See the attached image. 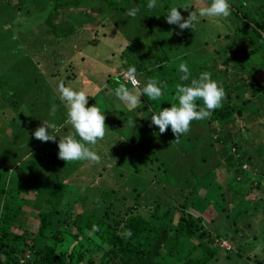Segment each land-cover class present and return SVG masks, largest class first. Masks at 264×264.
<instances>
[{
    "label": "rangeland",
    "instance_id": "rangeland-1",
    "mask_svg": "<svg viewBox=\"0 0 264 264\" xmlns=\"http://www.w3.org/2000/svg\"><path fill=\"white\" fill-rule=\"evenodd\" d=\"M17 2L18 0H0V109L3 108L2 110L6 111L5 117L0 120V150L2 148L8 150L9 164L15 162L16 166L20 163L10 171H13V175L23 178L22 183L28 192L26 197L34 196L33 191L38 188V180L42 178L69 184L75 192L73 196L75 214L83 209L90 211L95 207L102 208V205L98 206V202H108L114 195L119 198L114 199L112 215H122L124 209L133 204H140L138 210L147 215L149 208L156 202L162 204V209L168 206L171 214H174L178 204H182L184 198L189 196V191L195 183L194 175L220 160L219 152L212 151L207 165L196 164L194 161L198 156L193 154L192 150L186 151L184 144L166 142V138L155 131L154 128L157 126L151 124L153 113L147 106L149 98L146 96L142 95L140 103L132 108L135 111L133 121L131 116L125 115L126 110L131 108L119 101L114 94V89L118 86L117 81L123 82L115 74L121 69L126 70L129 66H135L136 69L137 67L148 68L153 73L148 76L147 82L149 79L158 78L159 71L151 66H155L159 62L157 59L163 54L169 56L171 63L182 54H207L214 49L228 48L231 46V40L224 38L223 35L230 33L234 36L235 29L242 26L240 18L231 10V15L226 19L201 18L194 31L190 29L181 31L178 25L167 23L166 14L171 6H177L186 19L189 12L195 11L198 7L195 0H157V7L153 10L147 8L149 0H125L121 4L122 8L119 7L113 11L110 7L101 5L100 2L95 3V10L90 9L89 1H87L80 4L78 8L72 5L62 8L58 30L66 32L73 28L75 33L61 43L56 41L53 34L48 31L50 28L44 21L51 7L50 1L47 0L46 5L43 6L46 9L43 11L42 6L38 7L39 5L32 3V0L20 2L22 6ZM230 2L233 5L238 4V0ZM243 4L247 6L242 9V12L247 13L246 7H250V2L243 1ZM131 8H139L135 18L125 15ZM99 19H102L104 26H98L100 34L94 36ZM218 34L221 37H218ZM204 42H207L206 45ZM234 42L239 47L242 46L243 39L236 38ZM252 60L255 63L254 57L244 61L250 69L254 68V65L250 66ZM258 60L259 64L256 66L264 70V56H258ZM66 62H72L74 68L72 72H70L71 69L68 71L62 66ZM124 62L126 63L123 64ZM219 62L217 65H220ZM56 68L60 69V78H50V71ZM67 73L73 74L75 78L66 80ZM138 73L136 77L140 82ZM61 80H66L75 89L85 90L86 94H90L87 107L96 105L105 115V125L110 128V133H106V139L99 140L95 146V151L101 157L98 164L85 161H73L67 164L58 158L59 136L55 143L49 141L38 144L39 140L32 135L38 126L42 125L43 120H49L58 126L65 125L58 133L60 136L71 131L70 126L65 124L66 109L55 88ZM261 82L264 84L262 76ZM127 87L130 90L134 88L128 85ZM135 89L138 94L140 86ZM53 104L57 106L55 117L49 115ZM259 104H250L247 106V112L259 108ZM137 107L141 110H135ZM146 108H148L147 113ZM10 113L12 118L7 120ZM261 114L262 111L256 110L253 117L246 115L247 124L252 118L256 122L249 127L252 137L242 133L244 144L246 146L249 144L248 150L256 168L263 166L262 163H264V142L260 146L262 154L258 147L259 141L264 139V132L257 125L263 117ZM234 124L237 128L240 127L236 120ZM190 127L188 134L191 140L188 139L187 143H194L197 136L210 133L207 125L196 123V121H193ZM10 132H14V142H10L7 138V136L10 137ZM165 135L175 140L172 131L166 132ZM31 145L37 148L33 158L43 159L41 162L36 160L35 166L40 169L45 161L47 163L57 161L62 170L55 171L60 172L61 175H55L51 170H34L30 153ZM147 150L154 152L149 155L151 158L155 156L158 161L161 159L165 162L167 170H170L173 175L171 182L160 180L162 171L156 168L158 161L150 170L147 169L148 157L145 155ZM25 153L28 155L23 158ZM122 154L125 158L132 159L133 168L130 172L132 171L133 175L127 177L125 174L121 178L116 177L110 165L114 164V160L119 163L123 161L120 158ZM136 164H139L141 170H134L138 167L135 166ZM120 167L122 170L121 164ZM216 171L220 174L218 182L209 185V182L205 180L203 184H207L199 189L197 197L192 196V199L196 200L192 204L197 206L190 208L193 214L201 217L204 227L215 239L214 243L207 244V246H216L218 251V258L212 260L210 264H257L256 259L264 255L262 251L264 231L260 229L264 219V196H262L264 187L258 188L254 185L253 190L249 191L237 184L235 189L238 188V192L242 191L241 195H244L238 196L243 197V200L236 203L237 201L228 199L230 189H227L226 184V180L234 173L232 172L231 176L226 178L222 175L225 170L219 168L211 170V176L208 174L205 178L209 180L211 177L209 180L211 181ZM138 174L143 175L145 180L153 177V181L148 184L146 182L147 185L140 188L141 190H133L138 181ZM213 180L216 181L215 178ZM138 191L139 196L135 197ZM220 192H222L221 196ZM30 201L28 200L29 207L32 205ZM209 201L212 205L207 207L204 214H200L203 206L205 207ZM253 205H256L259 211L250 216ZM244 209L249 211L237 217L236 215ZM25 215L27 212L24 211L19 219L20 222L31 220L32 216L25 219ZM159 247H165L163 238L160 240ZM201 250L202 248L197 249L194 254ZM72 264H89L88 256H85L82 262L74 258Z\"/></svg>",
    "mask_w": 264,
    "mask_h": 264
},
{
    "label": "trees",
    "instance_id": "trees-1",
    "mask_svg": "<svg viewBox=\"0 0 264 264\" xmlns=\"http://www.w3.org/2000/svg\"><path fill=\"white\" fill-rule=\"evenodd\" d=\"M23 1L18 0L17 3L21 4ZM48 1L51 2V7L45 17V24L49 26L48 31L53 34L56 41L63 43L66 38L75 33L73 28L66 32L58 30L59 15L64 6L72 5L78 8L83 2L89 1L91 6L89 8L95 10V3L100 2L101 5L110 7L113 11L116 8H122L121 4L125 0ZM230 1L228 0L231 10L242 23L241 27L235 29L234 36L230 33L223 35L224 38L231 40V46L214 49L213 52L207 54H182L171 63L169 56L163 54L157 59L159 62L155 66H151L160 73L157 80L168 85L166 89H163L164 95L158 101H153L150 98L147 100V106L152 113L170 108L173 103H178L175 100V85L190 83V81L180 80V76L183 75L178 71L180 63L187 62L193 78H198L202 72H210L212 78L223 87L226 94L222 106L215 109L209 118L196 121V123L207 125L210 133L197 136L194 143L186 142L188 139L191 140L188 133L181 136L178 142H174L169 136V138L166 137V133L160 134L158 127L154 128L159 135L166 138V142L184 144L186 151L192 150L193 154L198 156L194 161L196 164L207 165L214 150L220 155V160H217L214 165L208 166L205 170L194 175L195 183L189 191V196L184 198L182 204H178V211L171 214L168 206L162 209V204L156 202L149 208L147 215L138 210L140 204L128 205L122 215H112L114 199L119 198L114 195L108 202H98V206L102 205V208L95 207L90 211L83 209L75 214L73 212L75 192L67 182L40 179L38 188L33 191L34 196L28 198L26 197L28 192L22 183L23 178L13 175V171H10L9 167L0 166V264H72L74 258L76 261L82 262L85 256H88L89 264H210L212 260L218 258L217 247L207 246L209 243H214L215 239L212 233L204 227L201 217L190 211V208L197 206L192 204L195 200L192 199V196L198 195L199 189H202V186L205 187L208 182L210 185L211 177L207 180L205 176L210 175L211 170L219 168L225 170L222 175L226 178L230 177L232 172L234 173L226 180V184L228 185L227 189H230L228 199L237 201L236 203L243 200V197H238L242 191L238 192L239 189H235L237 184L242 185V188L246 187L249 191L253 190L254 185L258 188L264 187V163H262L263 166L260 165L256 168L248 150L249 144L247 146L244 144L242 135V133H246L252 137L249 127L253 126L256 121L252 118L251 122L247 124L245 116L249 114L248 116L253 117L256 110L262 111L263 117L261 116L257 125L264 132V84L261 82V76L264 78V70L256 66L259 64L258 56H264V0H238L237 5H233ZM243 1L250 2V7H246L248 8L247 13L242 12V9L245 8ZM32 3L39 5L38 7L42 6L41 10L43 11L46 9L43 6L46 5L47 0H32ZM96 26L94 36L100 34L98 26H104L102 19L97 21ZM218 37H221L220 34ZM236 38L243 39L242 46L238 47L235 42L233 43ZM204 43L206 45L207 42ZM252 57H254L255 63L254 60L250 61V66L254 65V68L250 69L244 61H249ZM218 61H220V65H217ZM72 65V62L62 64L68 71L71 69L70 72L74 70ZM137 72H139V86L142 89L148 76L153 72L151 69L142 67H137ZM68 73L65 75L66 80L75 78L73 74L69 75ZM60 76L59 68L50 71V78H60ZM66 80H61V82L66 85ZM58 85H55V88ZM88 97L90 98L89 95ZM196 103L199 106L203 105L202 100H197ZM255 103H260L259 108L247 112V106ZM139 109L141 110L137 107L135 110ZM146 109L147 113L148 108ZM126 111L125 115L131 116L134 121L135 111L132 108ZM234 120L240 127H236ZM170 131L171 127L169 126L166 132ZM106 133H110L108 126H106ZM261 143L262 141H259L258 147L261 146ZM33 146L31 145L30 150L32 159L37 151L36 146L34 149ZM232 148L233 150H231ZM153 153L152 150H147L145 154L148 157V170L158 161L155 156L153 158L149 156ZM27 155L28 153H25L23 158ZM120 158L123 161L119 163L114 160V164L110 165L116 177L122 178L125 174L127 177L133 175V172H130L133 168L132 159L125 158L124 154L120 155ZM159 161L156 168L162 171L160 180L171 182L173 175L170 170H167L165 162L161 159ZM19 164L17 163L16 166ZM120 164L123 166L122 170ZM243 165L249 167L243 168ZM135 166L138 167L134 170H141L139 164ZM256 170L259 172L257 173ZM218 171L212 177V179H216V182L220 176ZM99 175L101 177V174ZM138 175V181L133 190H141L140 188L153 181V177L145 180L143 175ZM205 180L207 183L203 184ZM111 191L114 193L113 189ZM139 193L138 191L135 197L139 196ZM219 195L221 196L222 192ZM262 196H264V191ZM205 197L207 198V196ZM28 200H31L30 203H32L30 207ZM209 205H212L211 201L205 207L203 206L200 214H204ZM24 211L27 212L25 219H29L31 216L32 218L28 222L22 223L19 219L23 216ZM248 211V209H244L236 216ZM258 211V207L253 205L250 216ZM263 224L264 219L260 225L262 232L264 231ZM94 225L96 226L95 230ZM164 233L165 236H163ZM162 238L165 247L160 248ZM200 248L202 250L194 254ZM263 256L262 258L257 256V264H264Z\"/></svg>",
    "mask_w": 264,
    "mask_h": 264
},
{
    "label": "clouds",
    "instance_id": "clouds-1",
    "mask_svg": "<svg viewBox=\"0 0 264 264\" xmlns=\"http://www.w3.org/2000/svg\"><path fill=\"white\" fill-rule=\"evenodd\" d=\"M195 2L198 5L197 9L190 11L186 19L181 15L180 8L171 6L166 14L167 23L178 25L181 31L187 29L194 31L201 18L226 19L231 15L228 0H210V3L208 0H195ZM156 7L157 0H149L147 8L153 10ZM138 12L139 8H131L125 15L135 18ZM178 71L183 74L180 80L190 81V83L176 84L175 100L178 103H173L170 108H164L151 116V124L159 128L160 134L166 133L169 126L171 127L175 137L174 142H178L181 136L190 131L193 121L209 118L215 109L222 106L226 96L223 87L212 78L210 72H202L198 78H193L187 62L180 63ZM136 73L135 66H129L122 73L124 82L117 81L118 86L114 89L116 98L130 108L140 103L142 95L158 101L164 95L163 89H166L168 85L157 79H149L137 94L135 87L131 90L127 87L128 82L136 85ZM57 92L66 109L65 124L70 126L71 131L60 136L58 133L62 126L43 120L42 125L32 135L45 143L49 141L55 143L59 136L58 158L67 164L73 161L100 163L101 157L95 151V146L106 134L105 115L96 105L87 107L89 97L83 89L77 90L71 84L66 86L61 82ZM197 100H202L203 105L199 106L196 103ZM56 111L57 106L53 104L49 115L55 117ZM93 227L95 230L96 226ZM128 234L131 235V233Z\"/></svg>",
    "mask_w": 264,
    "mask_h": 264
},
{
    "label": "crops",
    "instance_id": "crops-1",
    "mask_svg": "<svg viewBox=\"0 0 264 264\" xmlns=\"http://www.w3.org/2000/svg\"><path fill=\"white\" fill-rule=\"evenodd\" d=\"M39 73V72H38ZM67 85H69V83L67 82L66 83V86ZM78 90V89H77ZM53 93V92H52ZM54 94V93H53ZM87 95H89L90 96V94H87ZM3 108H1L0 109V120L2 119V118H4L5 117V112L6 111H4V110H2ZM12 113H10V115L8 116V118H7V120H10L11 118H12ZM62 127H65V125H63ZM7 138H8V140H10V142L12 141V142H14V139H15V136H14V132H10V137H8L7 136ZM262 142H264V139L263 140H261ZM263 146H264V143H263ZM0 164H4L5 163V165H1V166H11L12 168H10V170L11 169H14V167H16L15 166V162L14 163H11V164H9L8 162H7V158H9L8 156H7V153H8V150L7 149H1L0 150ZM37 160V161H36ZM43 159L41 158V159H33L32 160V166L35 168L34 170H51L52 171V173H54L55 175H61V173L60 172H58V171H55V170H62L61 169V167L57 164V161H55L54 163L52 162V163H47L46 161H45V163L44 164H42V165H44V166H41L40 167V169H39V167H36L35 166V164H34V162L36 161V162H41ZM58 160V159H57ZM32 178H34V177H32ZM40 179H42V178H40ZM215 182L216 181H214L213 179L211 180V183H210V185L211 184H215ZM217 183V182H216ZM209 186V185H208ZM207 189V188H206ZM205 189V190H206ZM244 190H247L246 189V187L244 188ZM206 192V191H205ZM205 196H207L206 194H204Z\"/></svg>",
    "mask_w": 264,
    "mask_h": 264
},
{
    "label": "built area",
    "instance_id": "built-area-1",
    "mask_svg": "<svg viewBox=\"0 0 264 264\" xmlns=\"http://www.w3.org/2000/svg\"><path fill=\"white\" fill-rule=\"evenodd\" d=\"M125 70H123V69H121L120 71H117V73L115 74V75H117L118 77H120L121 78V80L124 82V78H123V76H122V73L124 72ZM136 80H137V77H136ZM130 87L132 86V87H138L139 86V82H138V80H137V83H136V85L134 86L131 82H128L127 83ZM247 165H243V168H245Z\"/></svg>",
    "mask_w": 264,
    "mask_h": 264
}]
</instances>
